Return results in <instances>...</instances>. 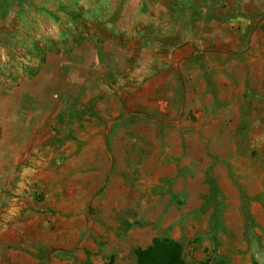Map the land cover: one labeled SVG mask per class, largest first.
Segmentation results:
<instances>
[{
    "label": "rangeland",
    "instance_id": "374dc122",
    "mask_svg": "<svg viewBox=\"0 0 264 264\" xmlns=\"http://www.w3.org/2000/svg\"><path fill=\"white\" fill-rule=\"evenodd\" d=\"M36 1L47 14L59 8L63 33L44 29L47 14L27 13L24 65L56 49L50 38L77 44L99 24L114 26L123 5H139L121 16L126 29L112 28L122 33L120 61L107 53L105 74L91 63L78 85V69L65 70L57 84L71 90L49 94L67 103L59 154L71 151L81 165L88 152L89 202L79 195L55 211L24 191L26 227L12 242L1 233L0 264H108L110 256L135 264L136 249L170 235L164 225L177 216L184 264H264V0ZM167 169L185 179L183 198L166 205ZM97 173H106L103 186Z\"/></svg>",
    "mask_w": 264,
    "mask_h": 264
},
{
    "label": "crops",
    "instance_id": "0c3cea01",
    "mask_svg": "<svg viewBox=\"0 0 264 264\" xmlns=\"http://www.w3.org/2000/svg\"><path fill=\"white\" fill-rule=\"evenodd\" d=\"M97 1L98 7H105L106 0ZM94 4H97L95 0L91 3L93 8ZM131 5H123L118 21L116 19L111 22L114 26L111 25L109 28L105 24H99L96 27V35L86 34L83 39L76 41L77 44H74L73 38L67 36L59 42L50 38L56 49L44 54L38 51L39 53L33 54V64L24 65L21 63L23 59H20L23 56L20 42L25 35L23 27L27 13L28 15L34 13L37 16V12L47 14V10L36 0H28V3L27 0H0V227L2 226L0 236L3 231L9 230L11 242L19 240L18 238L22 236L19 231H23L26 227L24 220L20 219V205H23L24 191L31 189L37 192L40 198L43 197L42 203L54 206L55 211L58 210L59 204L72 205L79 195L81 200L87 198L89 202L90 183L93 178L88 165V152L85 155L87 159L85 162L82 160L81 165L74 156L70 155L71 151L62 150L60 152L62 155L59 154L56 147L61 133L58 130V119L60 116L63 117V112H59V108L66 106L67 103L55 102L49 94L55 91L56 97L62 99L66 91L71 90L69 86L65 87L67 82L64 83V87L57 84L60 78H64L65 70L78 69V74L75 75V83L78 85L88 79L85 75L91 63L96 64L102 75L105 74L107 53L115 55L117 61L122 59L125 54L123 49L117 46L121 41L114 40L118 38L119 41L122 33L112 28L115 29L116 24H119V29H126L128 25L122 24L121 16L132 13L133 9H136L134 6L138 7L139 4ZM84 9L81 6V10ZM57 10H51L52 12L47 14L49 17L47 19L51 22L44 29L49 30L53 27V31L60 36L63 33V25L59 8ZM92 29H95V25ZM119 46L124 48L125 44ZM89 120L88 115L83 117L82 125L87 124ZM83 153L84 151L81 152L82 157H84ZM167 170L165 179L173 181L172 184L167 185L170 191L163 196V199H167L166 205L170 203L171 197L178 200L183 198L181 182L185 179L183 172H178V179L175 180V174L171 175V171ZM101 174L97 173L95 180L98 183L103 181L100 185L103 186L106 183V173L104 176ZM109 188L112 189L111 186ZM153 189L154 186L151 191ZM116 191L117 188L114 189L116 195H122V192L116 193ZM94 194L95 192L92 196ZM111 195L105 193V197L109 199L114 196ZM150 195L153 206L155 195L153 193ZM97 196L102 198L100 195ZM155 211L159 213L158 209ZM156 219L157 214L153 209L151 221L154 222ZM163 221L165 224L167 219ZM182 223L180 216L169 217V221L164 226L168 228L170 235L164 236L178 241L175 233ZM4 249L2 248V251Z\"/></svg>",
    "mask_w": 264,
    "mask_h": 264
},
{
    "label": "trees",
    "instance_id": "16d2710c",
    "mask_svg": "<svg viewBox=\"0 0 264 264\" xmlns=\"http://www.w3.org/2000/svg\"><path fill=\"white\" fill-rule=\"evenodd\" d=\"M108 264H114L113 256ZM135 264H184L182 244L166 236L155 237L146 247L136 249Z\"/></svg>",
    "mask_w": 264,
    "mask_h": 264
}]
</instances>
